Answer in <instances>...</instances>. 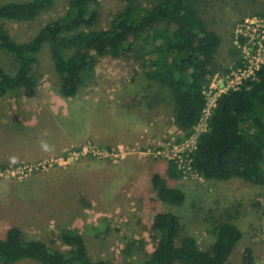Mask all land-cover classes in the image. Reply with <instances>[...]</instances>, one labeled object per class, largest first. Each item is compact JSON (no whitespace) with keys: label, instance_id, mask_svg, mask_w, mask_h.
Instances as JSON below:
<instances>
[{"label":"rangeland","instance_id":"374dc122","mask_svg":"<svg viewBox=\"0 0 264 264\" xmlns=\"http://www.w3.org/2000/svg\"><path fill=\"white\" fill-rule=\"evenodd\" d=\"M71 1L55 0L34 21L4 25L15 40L27 42L62 16ZM197 1L208 29L222 38L214 62L217 73L205 88L208 94L211 86L225 85L235 49L242 59L237 28L245 19L264 16V0ZM158 2L146 0L143 5L151 9ZM92 7L99 13L94 30H104L125 4L98 0V6ZM49 49L45 44L38 56L41 67L34 97L17 92L0 98V171L56 159L60 153L50 155L55 153L52 150L62 147L64 154L87 141L106 148L122 145L127 155L117 163L85 157L20 181L0 177V239L16 227L28 240L66 251L61 233L71 229L83 235L93 260L143 264L155 250L154 217L169 212L179 217L182 237H195L203 250L213 244L211 231L217 222L238 226L243 238L231 264H241L246 248L253 250L255 264H264V187L240 179L209 182L187 175L168 182L185 194V203L180 207L162 203L151 178L155 173L165 175L168 160L162 151L171 150L186 136L174 125L168 91L147 79L134 58L107 55L99 60L91 85L81 87L74 98H63ZM0 68L14 75L13 56L0 53Z\"/></svg>","mask_w":264,"mask_h":264},{"label":"trees","instance_id":"16d2710c","mask_svg":"<svg viewBox=\"0 0 264 264\" xmlns=\"http://www.w3.org/2000/svg\"><path fill=\"white\" fill-rule=\"evenodd\" d=\"M121 1L125 7L110 26L94 30L99 13L92 5L98 6V0H72L62 16L27 42L15 40L4 24L34 21L55 0L0 2V53L13 56L17 64L14 75L0 68V98L17 92L26 98L36 95V72L41 67L38 56L45 44L59 76V93L66 99L93 83L101 58L130 57L147 79L168 91L174 125L189 135L206 107L205 88L217 73L214 62L222 38L208 29L197 0H159L151 9L144 7L146 0ZM238 56L235 49L234 69L243 63ZM190 159L192 171L205 181L240 179L264 187V63L238 89L220 95ZM183 178L176 161L168 162L165 175L152 176V187L162 203L177 207L185 203V194L168 184ZM182 232L177 215L158 212L151 226L155 250L143 264H231L243 238L238 226L217 222L211 231L214 242L203 250L195 237H182ZM61 240L66 251L28 240L22 230L12 227L0 239V264H115L91 259L83 235L75 230H63ZM241 264H255L251 248L244 250Z\"/></svg>","mask_w":264,"mask_h":264},{"label":"built area","instance_id":"2783aa9c","mask_svg":"<svg viewBox=\"0 0 264 264\" xmlns=\"http://www.w3.org/2000/svg\"><path fill=\"white\" fill-rule=\"evenodd\" d=\"M236 35V46L242 52V66L232 69L225 79V85L221 89L211 86L208 94L205 91L207 102L199 125L192 129L190 134L185 136V139L179 144L173 146L171 150L164 149L162 151L163 157L168 162L176 161L178 163V168L184 172V176L188 175L202 179L191 169L190 163L192 161L190 154L196 149L199 135L208 128V120L214 113L217 99L229 90L238 89L243 80L254 77L255 73L264 63V16L245 19L238 26ZM126 155L127 151L122 145L116 148H106L94 141H87L78 148L68 149L62 156L56 159L4 169L0 171V177L20 181L35 172H47L53 167L66 166L85 157L117 163L118 160L124 159Z\"/></svg>","mask_w":264,"mask_h":264},{"label":"crops","instance_id":"0c3cea01","mask_svg":"<svg viewBox=\"0 0 264 264\" xmlns=\"http://www.w3.org/2000/svg\"><path fill=\"white\" fill-rule=\"evenodd\" d=\"M53 152H55L54 154H52L51 152V154L50 155H55L56 153H60V154H58V156L60 157L62 154H63V152H64V150L62 149V147H58L57 149H54V150H52ZM47 153V152H46ZM46 153H44V154H42V155H44V156H46ZM57 156V157H58Z\"/></svg>","mask_w":264,"mask_h":264}]
</instances>
